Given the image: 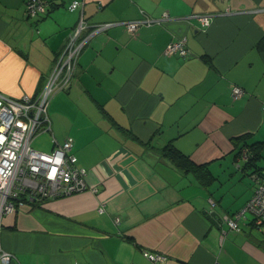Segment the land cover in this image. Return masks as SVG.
Here are the masks:
<instances>
[{
  "label": "crops",
  "instance_id": "obj_1",
  "mask_svg": "<svg viewBox=\"0 0 264 264\" xmlns=\"http://www.w3.org/2000/svg\"><path fill=\"white\" fill-rule=\"evenodd\" d=\"M43 1L47 11L29 17L26 0H0L6 96L41 90L81 14L90 25L155 20L133 33L120 23L94 32L70 85L50 98L49 143L38 150L71 140L87 185L0 213L10 264H264V225L247 214L235 231L207 217L233 214L253 192L225 180L237 174V147L264 141V0H81L75 10L71 0ZM194 13L212 14L210 24ZM180 37L187 56L164 54ZM233 84L244 90L236 99ZM166 145L194 170L161 156Z\"/></svg>",
  "mask_w": 264,
  "mask_h": 264
},
{
  "label": "built area",
  "instance_id": "obj_2",
  "mask_svg": "<svg viewBox=\"0 0 264 264\" xmlns=\"http://www.w3.org/2000/svg\"><path fill=\"white\" fill-rule=\"evenodd\" d=\"M82 3L81 0H71L68 9L75 10ZM25 11L27 16L35 17L45 13L47 5L43 0H26ZM189 17H195L206 27L211 22L212 14L194 13ZM162 18H169L168 13L164 12ZM154 20L144 17L90 25L81 14L39 92L34 96L23 95L20 98L9 97L0 92V213L13 212L27 200L32 201L37 197L44 199L65 196L86 188V170L77 165V157L71 151V140L56 143L50 151L33 148L31 140L40 131L50 128L47 111L49 100L56 92L70 85L79 52L94 32L120 23L129 33H133L141 24ZM163 53L187 56L185 38L171 40ZM243 91L237 84L231 86V96L234 99L239 98ZM261 110L264 111V102L261 103ZM248 154V149L243 148L237 161L246 160ZM251 177L254 188L244 206L231 215H220L221 222L226 224L227 229L240 231V221L247 219L246 212L251 214L254 227L264 225V168L252 173ZM22 193H25L26 198L21 196ZM143 255L153 262L165 259L162 254L146 250H143ZM12 258L10 251L0 248V264H10Z\"/></svg>",
  "mask_w": 264,
  "mask_h": 264
},
{
  "label": "trees",
  "instance_id": "obj_3",
  "mask_svg": "<svg viewBox=\"0 0 264 264\" xmlns=\"http://www.w3.org/2000/svg\"><path fill=\"white\" fill-rule=\"evenodd\" d=\"M259 48H264V39H261V41L257 44ZM187 47V46H186ZM264 147V141H255L252 143H249L247 141H243L236 149V157L239 156L240 151L243 148L248 149V157L246 160H244L243 164L241 165L243 169H251L250 174L261 170L264 168V165H259L257 161L261 157V149ZM161 156L165 157L172 163H174L178 168L182 169L183 171L188 170H194L193 169V163L190 161V159L183 154L181 151H179L177 148H174L173 146H164L160 149ZM240 165H238L239 167ZM21 196L25 197V193H22Z\"/></svg>",
  "mask_w": 264,
  "mask_h": 264
},
{
  "label": "rangeland",
  "instance_id": "obj_4",
  "mask_svg": "<svg viewBox=\"0 0 264 264\" xmlns=\"http://www.w3.org/2000/svg\"><path fill=\"white\" fill-rule=\"evenodd\" d=\"M45 132L46 131H40L33 137V139L31 140L33 148L36 147L37 149H46V146L49 143V139L47 138ZM237 162L240 165L239 167H237L236 162H234L233 164V167L235 169L234 172H237V174L232 175L231 178H227L225 180V183H229L232 188L240 189L241 191H243V193H250L254 188V180L250 174L251 169H249L247 172H244L241 169V165L243 164L244 160L240 159ZM258 164L264 165V159H262L260 162L258 161ZM247 214L250 213L246 212V215Z\"/></svg>",
  "mask_w": 264,
  "mask_h": 264
},
{
  "label": "water",
  "instance_id": "obj_5",
  "mask_svg": "<svg viewBox=\"0 0 264 264\" xmlns=\"http://www.w3.org/2000/svg\"><path fill=\"white\" fill-rule=\"evenodd\" d=\"M207 217L210 218L212 222L218 221V223L221 222L220 216L218 217V214L216 211H211L207 214Z\"/></svg>",
  "mask_w": 264,
  "mask_h": 264
}]
</instances>
